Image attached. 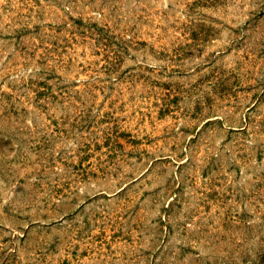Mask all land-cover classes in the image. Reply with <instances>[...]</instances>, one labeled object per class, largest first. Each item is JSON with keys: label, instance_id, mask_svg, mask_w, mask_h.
I'll return each instance as SVG.
<instances>
[{"label": "rangeland", "instance_id": "374dc122", "mask_svg": "<svg viewBox=\"0 0 264 264\" xmlns=\"http://www.w3.org/2000/svg\"><path fill=\"white\" fill-rule=\"evenodd\" d=\"M0 264H264V0H0Z\"/></svg>", "mask_w": 264, "mask_h": 264}]
</instances>
